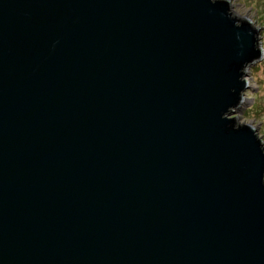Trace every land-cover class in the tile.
I'll return each mask as SVG.
<instances>
[{"label":"water","instance_id":"95a60500","mask_svg":"<svg viewBox=\"0 0 264 264\" xmlns=\"http://www.w3.org/2000/svg\"><path fill=\"white\" fill-rule=\"evenodd\" d=\"M227 0H0V264H264L260 30Z\"/></svg>","mask_w":264,"mask_h":264},{"label":"rangeland","instance_id":"374dc122","mask_svg":"<svg viewBox=\"0 0 264 264\" xmlns=\"http://www.w3.org/2000/svg\"><path fill=\"white\" fill-rule=\"evenodd\" d=\"M231 11L249 19L260 30L259 40L263 52L261 61L248 70L250 90L244 95L241 114L232 115L238 123H248L257 129V137L264 146V0H227Z\"/></svg>","mask_w":264,"mask_h":264},{"label":"bare ground","instance_id":"6f19581e","mask_svg":"<svg viewBox=\"0 0 264 264\" xmlns=\"http://www.w3.org/2000/svg\"><path fill=\"white\" fill-rule=\"evenodd\" d=\"M249 20V19H248Z\"/></svg>","mask_w":264,"mask_h":264}]
</instances>
